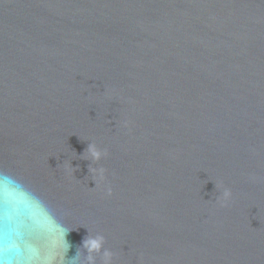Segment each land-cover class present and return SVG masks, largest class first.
Segmentation results:
<instances>
[{"label": "water", "instance_id": "water-1", "mask_svg": "<svg viewBox=\"0 0 264 264\" xmlns=\"http://www.w3.org/2000/svg\"><path fill=\"white\" fill-rule=\"evenodd\" d=\"M64 230L77 264H264V0H0V262Z\"/></svg>", "mask_w": 264, "mask_h": 264}, {"label": "clouds", "instance_id": "clouds-1", "mask_svg": "<svg viewBox=\"0 0 264 264\" xmlns=\"http://www.w3.org/2000/svg\"><path fill=\"white\" fill-rule=\"evenodd\" d=\"M88 147H90L88 145ZM69 231L68 230H64L63 234H62V240H63V243L66 245V248L64 250V260L62 262V264H77V254L71 258H69L67 261L65 260V256H66V253L70 247V244L68 243V241L66 240V234L68 233ZM86 251L88 252H99V251H102L103 250V237H96V238H93L89 241H83V245H82ZM107 254V253H105ZM88 260L90 262V264H93V257L92 256H89L88 257ZM0 264H2V262H0Z\"/></svg>", "mask_w": 264, "mask_h": 264}]
</instances>
